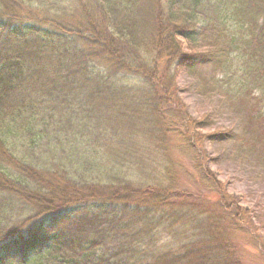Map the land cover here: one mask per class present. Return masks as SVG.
<instances>
[{"label": "trees", "instance_id": "16d2710c", "mask_svg": "<svg viewBox=\"0 0 264 264\" xmlns=\"http://www.w3.org/2000/svg\"><path fill=\"white\" fill-rule=\"evenodd\" d=\"M163 58L186 72L214 62L216 92L228 101L255 98V119L264 120V0H0V194L29 193L33 167L82 187L63 195L59 209L49 203L0 230V264H240L235 246L206 230L208 221L195 215L187 224L174 210L187 196L130 186L150 163L136 113L160 124L180 110L168 95L171 72L158 76ZM238 136L210 138L236 143ZM6 164L30 167L28 176L9 174ZM212 179L203 176L232 229L259 243L264 220ZM163 208L171 213L159 216ZM164 219L183 224L162 226Z\"/></svg>", "mask_w": 264, "mask_h": 264}, {"label": "rangeland", "instance_id": "374dc122", "mask_svg": "<svg viewBox=\"0 0 264 264\" xmlns=\"http://www.w3.org/2000/svg\"><path fill=\"white\" fill-rule=\"evenodd\" d=\"M153 15L151 12L146 14L150 19V29L153 28ZM183 48L187 50L186 43H183ZM165 61L163 58L158 62V76L167 74L166 69L171 72L168 95L172 96V110L178 107L180 110L175 111V118L164 119L160 124L154 120L156 116L152 115L145 122L140 120L142 114L136 113L133 122L137 127L134 130H140L139 146L149 150L150 163L147 173L131 176L130 186L145 195L187 196L189 201L174 202V210L186 213L187 224L195 215L204 218L208 221L206 230L217 236L220 242L235 246L240 264H264V231L259 230L258 243L249 234L232 229L231 221L217 206L218 194L207 180H203V176L209 174V178L221 184L225 195L236 200L253 217L264 220V120L255 119L256 99L247 96L238 101H228L218 94L213 81L220 77L221 70L214 62H199L195 70L186 72L177 68L171 70ZM158 89L161 94V88ZM204 117L208 118L207 127L199 129L192 126L193 121H202ZM144 125L155 126V133L143 132ZM232 130L239 135L236 143L210 138L217 132ZM4 167L9 174L19 171L21 177L28 176L26 168H30L16 169L9 164ZM33 168L35 177L33 173L30 177L36 181L27 184L31 190L29 193L0 194V230L11 231L22 225L48 210L49 203L52 209H59L63 195H73L74 191L82 188L73 187L56 172ZM46 190L52 192L43 195V199L40 196ZM79 197L84 200L87 195L84 192ZM72 198L66 196L67 201L71 202ZM159 211H164L159 216L171 213L168 208ZM163 222L162 226L172 228L176 223L177 229L183 224L166 222V219Z\"/></svg>", "mask_w": 264, "mask_h": 264}]
</instances>
